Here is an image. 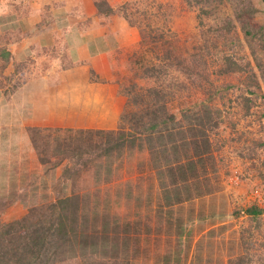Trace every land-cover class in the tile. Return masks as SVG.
<instances>
[{"label": "rangeland", "instance_id": "obj_1", "mask_svg": "<svg viewBox=\"0 0 264 264\" xmlns=\"http://www.w3.org/2000/svg\"><path fill=\"white\" fill-rule=\"evenodd\" d=\"M38 3L0 0L1 87L19 83L5 74L4 51L11 39L36 30L26 25L22 14L51 11V3ZM96 4L101 12L112 11L107 0ZM116 12L140 35L135 47L114 55V81L126 103L124 87L131 83L184 88L183 95L177 93L168 102L177 119L183 120L188 139V146H181L176 156H193L195 146L188 130L194 116L184 119L179 111L195 105L201 123H208V107L215 109L212 123L217 124L207 134L210 156L198 162L190 186L178 185L185 194L198 189L204 194L164 205L155 181L157 172L148 168L174 167L165 162L175 154L168 144L170 154L164 156L160 141L148 136H143V148L136 144L110 161L97 158L106 144L98 147L101 138L90 135V128L79 132V128L39 126L43 133L37 145L32 133L28 144L26 138L9 139L3 130L1 221L20 219L30 204L56 200L74 189L92 203L109 195L120 204L114 208L116 215L98 218L110 227L105 243L111 256H72L50 264H264V212L254 217L246 211L252 205L264 208V1L121 0ZM163 55H172L171 60L177 57L181 66H173L166 80L147 77L144 64L161 67ZM141 58L145 61L140 63ZM138 107L135 104L133 110ZM80 136L85 149L81 158L75 152ZM148 171L149 179L144 175ZM127 184L133 186L129 198ZM116 190L121 191L119 196Z\"/></svg>", "mask_w": 264, "mask_h": 264}, {"label": "crops", "instance_id": "obj_2", "mask_svg": "<svg viewBox=\"0 0 264 264\" xmlns=\"http://www.w3.org/2000/svg\"><path fill=\"white\" fill-rule=\"evenodd\" d=\"M97 1L38 0L51 3V11L22 14L36 30L12 38L4 51L5 74L19 83L0 86V134L4 130L9 139L26 138L30 144V127H118L126 101L114 81V55L135 47L140 35L117 14L121 0H107L111 12L99 11ZM148 169L157 172L163 199L159 171L166 167ZM144 175L149 179L151 172ZM163 175L170 185L171 174ZM199 191L204 193L198 189L194 197Z\"/></svg>", "mask_w": 264, "mask_h": 264}, {"label": "trees", "instance_id": "obj_3", "mask_svg": "<svg viewBox=\"0 0 264 264\" xmlns=\"http://www.w3.org/2000/svg\"><path fill=\"white\" fill-rule=\"evenodd\" d=\"M143 40L145 43V38L142 39V42ZM171 56L163 55L159 57V66L161 67H153L149 63H145L144 72L146 76L155 77L158 80H166L171 77L172 73L169 70L173 66H181L182 64L177 57L173 59L175 61L171 60ZM142 61H145L144 58L138 60L140 63ZM167 86L169 88L164 89L162 87L160 89L154 86L144 87L131 83L124 87L127 103L121 113L118 127L116 129L90 128L87 130L90 135H97L101 140L104 139L103 141L100 140L98 147L101 148L104 146L103 143L106 144V147H103V153H99L97 158L105 156L110 161L115 154L118 157L123 156L125 149L132 148L136 144L143 148V136H148L151 140H159L160 145L158 147H162L161 153L164 156L170 154L168 149V144H170L172 148L170 152H174L175 156L170 159L169 157L166 158L165 163L172 162L176 166L174 168L173 165H170L166 168V171L171 174L170 185L167 182L168 179H165L163 175V172L166 173V171H159L162 173L159 176L163 177L162 190L164 195L162 197L166 205L170 206L194 197L192 192L185 194L184 190L183 192L179 190L178 185L190 186V176L197 175L198 162L204 157L210 156V140L207 138V134L217 122L212 123L213 115H215L214 107H208V123H201L204 121L200 120L199 113L194 110L195 105L181 109L179 112L182 113L184 119L185 116H194L193 120H190L192 125L188 127V130L193 132L190 133L195 146L193 147V156H182L181 154L176 156L181 146H188V139L182 124L183 120L177 119V112L171 110L168 102L170 103L177 93L183 95L184 88L180 85ZM171 97L173 98L170 100ZM135 104L140 106L137 109L138 111L133 110ZM129 123H132V127L127 126ZM208 124L210 127H206ZM78 130L82 132L84 129L79 128ZM31 133L33 134L32 139L37 145V138L42 136L43 130L33 127ZM46 136L50 137V135ZM199 136L203 141L199 140ZM81 140H83V137L80 136L77 139L78 144L75 146V152L79 155V158L85 153L84 142L80 144ZM165 140L166 142L162 143ZM177 170L179 173H176ZM70 173V175H73L71 171ZM72 185L76 186V184ZM127 185L125 187L128 193L126 197L129 198L133 193V186ZM120 192V190H116L115 195L119 196ZM202 194L204 193L199 191L196 196ZM136 195L139 197L140 193L137 191ZM84 197V195L73 189L67 195L56 200L39 205L36 203L30 204L28 212L20 219L9 223H4L0 219V264H50L51 260L62 261L72 256L90 254L97 257L111 256L105 243L106 235L111 234L110 227L107 226V223H100L98 218L104 217L105 219L111 214L116 215L115 206L116 208L121 206L118 201H113V198H110L109 195L103 202L96 200L93 203L90 198L83 200ZM246 211L248 214L257 217L264 212V208L252 205ZM92 218L90 225L89 221ZM91 228L92 231H89ZM116 228L113 229L116 230ZM116 256L113 255V258H116Z\"/></svg>", "mask_w": 264, "mask_h": 264}]
</instances>
